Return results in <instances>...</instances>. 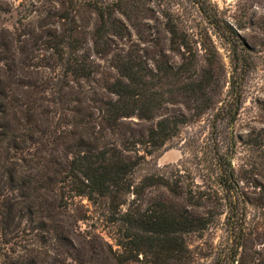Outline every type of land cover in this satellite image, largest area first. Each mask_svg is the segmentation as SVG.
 Returning <instances> with one entry per match:
<instances>
[{"label": "trees", "instance_id": "trees-1", "mask_svg": "<svg viewBox=\"0 0 264 264\" xmlns=\"http://www.w3.org/2000/svg\"><path fill=\"white\" fill-rule=\"evenodd\" d=\"M56 1L40 52L54 75L17 82L19 97L0 82L2 254L24 239L19 264H264V203L234 166L254 17L213 0ZM162 31L167 50L145 54ZM95 57L115 70L105 95L69 92ZM178 143L196 177L158 166Z\"/></svg>", "mask_w": 264, "mask_h": 264}, {"label": "rangeland", "instance_id": "rangeland-1", "mask_svg": "<svg viewBox=\"0 0 264 264\" xmlns=\"http://www.w3.org/2000/svg\"><path fill=\"white\" fill-rule=\"evenodd\" d=\"M213 1L235 17L247 15L254 17V25L243 32L248 44L254 46L255 63L243 80V104L234 126L237 142L234 166L241 172L244 166L248 173L242 175L246 178L242 183L243 187L253 197L254 202L260 204L264 203V0ZM58 8L56 0H0V82L8 86L11 96L21 95L19 83H17L19 81L40 83L54 75L48 66L49 60L44 59L40 52L43 51L41 38L45 36L44 30L56 27L57 23L54 20ZM43 21H47L48 24L41 28ZM26 33H30L31 36L23 35ZM20 36H23L25 41L16 42L14 46H11L13 39L17 40ZM155 43L141 45L145 48V54L154 56L160 49L167 50V33L162 31L158 34ZM89 52L92 53L91 49ZM95 58L99 64L96 77L83 83L82 86H76L73 90L69 89V92L76 95L84 91L91 98L105 95V80L115 76V70L104 59ZM14 62L16 65L24 63L25 71L19 68L14 71L11 67ZM22 92L25 93L23 90ZM31 95L33 99H39V103L49 102V93L47 95L31 93ZM45 96L48 98L41 99ZM12 123L16 127L20 126L17 119L13 118ZM156 162L163 170L169 171L174 169L172 167L179 166L183 170L190 171L192 177H196L198 173L197 163L192 159L190 150L184 151L180 143L162 151ZM256 184L260 187H256ZM25 241L22 239L18 241V244H11L10 249L7 247V254H2L1 248L4 246L0 244V264H19L21 255L14 250L20 249ZM32 246L37 248L35 244ZM49 255L50 258L45 264H59V261L55 260H61L57 254L50 252ZM64 264L80 263L71 258Z\"/></svg>", "mask_w": 264, "mask_h": 264}]
</instances>
